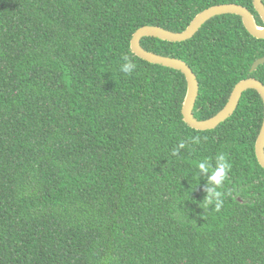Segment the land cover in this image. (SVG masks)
<instances>
[{
	"label": "trees",
	"instance_id": "obj_1",
	"mask_svg": "<svg viewBox=\"0 0 264 264\" xmlns=\"http://www.w3.org/2000/svg\"><path fill=\"white\" fill-rule=\"evenodd\" d=\"M220 4L263 25L252 0H0V264H264L261 96L248 90L217 128L192 129L185 76L130 47L141 27L182 32ZM141 45L193 70L198 120L240 81L264 83V65L251 73L264 39L237 15ZM220 154L231 170L216 189Z\"/></svg>",
	"mask_w": 264,
	"mask_h": 264
},
{
	"label": "water",
	"instance_id": "obj_2",
	"mask_svg": "<svg viewBox=\"0 0 264 264\" xmlns=\"http://www.w3.org/2000/svg\"><path fill=\"white\" fill-rule=\"evenodd\" d=\"M252 1L254 9L260 16L263 25L257 22L254 14L245 6L238 4H220L205 9L196 15L189 26L182 32H173L158 26H144L138 29L132 36L130 47L135 56L148 63L180 71L185 76L187 81V92L182 103L181 112L184 122L192 129L208 131L217 128L234 114L243 93L248 90L257 91L264 104V83L255 78H248L240 81L234 87L227 104L220 112L210 119L198 120L194 117V108L199 95V82L196 74L186 62L180 59L166 57L147 51L141 45V41L144 38H156L171 43H182L192 39L209 20L221 15H237L241 17L244 27L251 36L256 39H264V2L263 0ZM261 65H264V57L257 59L253 63L251 73L255 72ZM255 152L258 163L264 169V118L256 141Z\"/></svg>",
	"mask_w": 264,
	"mask_h": 264
},
{
	"label": "clouds",
	"instance_id": "obj_3",
	"mask_svg": "<svg viewBox=\"0 0 264 264\" xmlns=\"http://www.w3.org/2000/svg\"><path fill=\"white\" fill-rule=\"evenodd\" d=\"M123 60L125 63L121 67V71L125 74H131L136 69V64L131 61L128 56H124ZM194 143H199L200 138L195 137L191 139ZM186 147L185 142L181 141L177 147H174L172 154L176 155L179 153L180 149ZM217 165L215 169L211 172L210 180L216 186V189L221 187L224 181L227 179L228 172L231 170V165L226 161L225 156L220 154L216 157ZM199 171L207 173L209 169L205 166L204 163L199 164ZM211 191V190H210ZM215 196L217 197V203L215 210L219 211L223 205L222 193L220 191H215Z\"/></svg>",
	"mask_w": 264,
	"mask_h": 264
}]
</instances>
